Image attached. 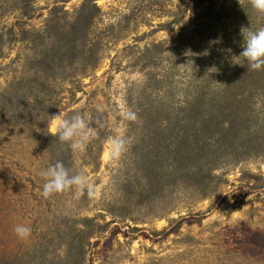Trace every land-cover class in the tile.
Returning a JSON list of instances; mask_svg holds the SVG:
<instances>
[{"label":"rangeland","instance_id":"rangeland-1","mask_svg":"<svg viewBox=\"0 0 264 264\" xmlns=\"http://www.w3.org/2000/svg\"><path fill=\"white\" fill-rule=\"evenodd\" d=\"M189 2L37 0L32 18L0 17V264H264V152L213 173L203 194L127 197L126 153L142 132L123 113L160 86L182 94L185 44L207 12L183 13ZM60 112L88 114L97 135L83 154L46 134ZM117 133L129 144L114 160ZM57 161L86 170L96 196L44 199L37 173Z\"/></svg>","mask_w":264,"mask_h":264},{"label":"trees","instance_id":"trees-1","mask_svg":"<svg viewBox=\"0 0 264 264\" xmlns=\"http://www.w3.org/2000/svg\"><path fill=\"white\" fill-rule=\"evenodd\" d=\"M166 1L148 0L151 6ZM36 2L0 0V17L17 9L32 18ZM199 8L207 11L206 21L199 25L203 32L190 37L195 43L185 44L193 64L178 70L185 80L180 81L182 94L169 98L158 86L163 93L145 96L137 108L133 128L142 133L135 142L143 146L133 143L126 153L134 172L126 179L129 198L152 203L170 195L203 194L213 173L264 152V69L248 71L230 61L242 51L241 28H264V13L250 0H190L183 13ZM218 38L219 43H210ZM178 63L162 67V76L177 75Z\"/></svg>","mask_w":264,"mask_h":264},{"label":"clouds","instance_id":"clouds-1","mask_svg":"<svg viewBox=\"0 0 264 264\" xmlns=\"http://www.w3.org/2000/svg\"><path fill=\"white\" fill-rule=\"evenodd\" d=\"M250 3L252 8L257 12L264 13V0H250ZM240 36L242 38V51L239 55H232L230 57L231 63L246 65L248 71L264 69V28L253 30L251 25L242 27ZM219 42V38L210 41V43ZM240 59L244 63H241ZM100 110V106H97V111ZM123 118L128 121H136L137 114L129 110L123 113ZM97 124L98 126H103L100 121H97ZM47 128L49 131L46 134H51L59 142L67 144L74 156L83 154L87 145L97 135L87 113H76L70 118H64L60 112V114L54 115L53 119L48 122ZM128 144L129 141L117 133L111 139L112 159H119L122 153L126 151ZM37 174L44 181L41 191L44 199H48L54 194L68 191H75L77 196L86 193L89 198H94L97 194V190L91 183L86 170L79 169L73 171L69 167H66L62 161L50 164L45 169L38 171ZM31 231V228L24 224H18L14 228L15 234L22 240L29 238Z\"/></svg>","mask_w":264,"mask_h":264}]
</instances>
